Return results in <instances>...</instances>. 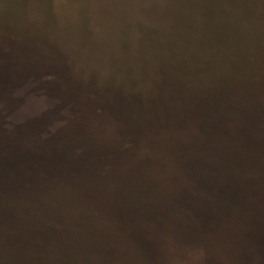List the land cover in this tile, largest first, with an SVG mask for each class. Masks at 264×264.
I'll list each match as a JSON object with an SVG mask.
<instances>
[{
    "label": "trees",
    "instance_id": "16d2710c",
    "mask_svg": "<svg viewBox=\"0 0 264 264\" xmlns=\"http://www.w3.org/2000/svg\"><path fill=\"white\" fill-rule=\"evenodd\" d=\"M139 7L132 90L61 56L4 140L0 264H264V0Z\"/></svg>",
    "mask_w": 264,
    "mask_h": 264
},
{
    "label": "rangeland",
    "instance_id": "374dc122",
    "mask_svg": "<svg viewBox=\"0 0 264 264\" xmlns=\"http://www.w3.org/2000/svg\"><path fill=\"white\" fill-rule=\"evenodd\" d=\"M139 3L141 0H0V156L24 152L8 150L4 140L13 138L15 129L27 130L24 125L31 110L40 113L38 81L55 70L48 64H54L56 58L65 56L70 76L85 83L102 87L114 75L112 86L121 79L119 84L132 90L128 76L143 75L137 54ZM125 22L129 37L122 32ZM44 57L42 71L28 78L36 69L31 67L33 58ZM141 85L147 87L142 81ZM10 110L15 111L13 120Z\"/></svg>",
    "mask_w": 264,
    "mask_h": 264
},
{
    "label": "water",
    "instance_id": "95a60500",
    "mask_svg": "<svg viewBox=\"0 0 264 264\" xmlns=\"http://www.w3.org/2000/svg\"><path fill=\"white\" fill-rule=\"evenodd\" d=\"M139 66H140V70H141V73H142V74L147 72V71L144 69V66H145V65L142 64V62L140 61V59H139ZM145 67H146V69L149 68L148 66H145ZM141 91H142V90H141ZM142 93H144V92L142 91Z\"/></svg>",
    "mask_w": 264,
    "mask_h": 264
}]
</instances>
